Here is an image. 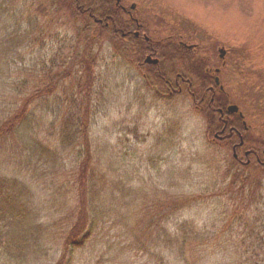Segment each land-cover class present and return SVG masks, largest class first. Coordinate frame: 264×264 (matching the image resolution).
I'll return each mask as SVG.
<instances>
[{
  "label": "trees",
  "instance_id": "16d2710c",
  "mask_svg": "<svg viewBox=\"0 0 264 264\" xmlns=\"http://www.w3.org/2000/svg\"><path fill=\"white\" fill-rule=\"evenodd\" d=\"M99 1L106 6L102 3L97 8V0H41L34 13L49 28L56 24H49L48 17L56 22L55 15L68 12L73 20L79 16L86 22L85 14L96 11L109 28L116 22V28L125 33L128 19L121 9L112 0ZM245 4L228 0L238 14L247 17L240 9ZM248 11L251 15L254 8ZM6 13H11L9 24L0 16V166L2 172L7 168L19 177L0 174V264L42 260L45 264H208L207 255L196 251L208 243L206 228L198 229L184 217L194 208L193 199L177 200L167 191L147 197L146 192L135 190L133 184L142 178L137 173L143 169L136 161L137 149H129L128 143L99 140L94 133L91 118L99 108L91 107L90 101L91 96L98 101L95 87L101 82L92 77L100 50L93 47L94 35L78 28L73 37L60 38L58 31L41 28L29 40L39 44L38 51L16 48L22 42L20 25L12 9H5ZM32 23L37 24L35 19ZM47 41L56 48H46ZM125 43L114 47L120 58L130 56L136 66L145 55L155 57L137 46L130 55ZM157 53L164 59L190 57L185 48H161ZM210 58L198 57L192 67L186 63L187 71L200 80L201 91L213 81L203 71ZM212 95L214 107L225 109L215 92ZM155 148L146 159L164 182L175 174L172 168L166 174L159 169L175 165L178 152L174 141H157ZM151 199L161 204H150ZM248 206H243V214ZM262 207L256 219L260 226L253 223L259 229H251L239 264H264ZM158 249L162 256L155 253ZM167 253L175 254V260L167 261Z\"/></svg>",
  "mask_w": 264,
  "mask_h": 264
},
{
  "label": "rangeland",
  "instance_id": "374dc122",
  "mask_svg": "<svg viewBox=\"0 0 264 264\" xmlns=\"http://www.w3.org/2000/svg\"><path fill=\"white\" fill-rule=\"evenodd\" d=\"M40 1L0 0V16L7 24L11 13L4 14L5 9H12L18 18L22 42L16 48L38 51L39 44L29 40L41 28L58 31L60 38L73 37L78 28L94 35L93 47L100 50L92 77L101 81L95 87L100 94L98 101L94 96L90 101L91 107L99 108L91 118L96 137L137 149L136 161L143 169L137 173L142 178L133 184L135 190L146 192L147 197L167 191L177 200L185 196L193 199L195 206L184 217L195 222L198 229L206 228L208 243L196 251L207 255L208 264H239L251 229H259L253 223L260 226L256 219L264 204V0H243L246 4L240 9L247 17L238 14L228 0H112L128 19L125 33L116 28V22L113 29L109 28L111 25L103 23L96 11L85 14L86 22L79 16L73 20L68 12L55 15L56 22L48 17L49 24H56L48 28L34 13ZM97 1V8L106 6L104 1ZM250 6L254 8L251 15ZM71 42L74 44V38ZM121 42H126L130 55L137 46L155 57L145 55L136 66L130 56L128 60L120 58L114 44ZM46 48L56 47L47 41ZM161 48H185L190 57L184 61L164 59L157 53ZM210 56L203 71L213 81L201 91L200 80L187 71L186 63L191 66L198 57ZM147 57L156 63H147ZM214 92L219 104L234 106L237 112L227 114L220 105L215 108ZM256 125L261 126L253 129ZM244 140L248 141L245 150ZM157 141H174L178 152L176 166L159 169L166 174L172 168L175 174L164 182L146 159L156 152ZM2 173L19 177L7 168L2 172L0 166ZM149 203L161 201L151 199ZM245 204L249 206L243 214ZM174 255L166 260L174 261Z\"/></svg>",
  "mask_w": 264,
  "mask_h": 264
},
{
  "label": "water",
  "instance_id": "95a60500",
  "mask_svg": "<svg viewBox=\"0 0 264 264\" xmlns=\"http://www.w3.org/2000/svg\"><path fill=\"white\" fill-rule=\"evenodd\" d=\"M219 53H220V57L222 58L223 50H222V49L219 50ZM146 62H147V63H152V64H155V63H156V61H155V60H151L150 57H147V58H146ZM215 81H216V83H217V82H218V79H215ZM235 112H237L236 107H234V106H230V107L227 108V113L231 114V113H235Z\"/></svg>",
  "mask_w": 264,
  "mask_h": 264
},
{
  "label": "flooded vegetation",
  "instance_id": "af4514ba",
  "mask_svg": "<svg viewBox=\"0 0 264 264\" xmlns=\"http://www.w3.org/2000/svg\"><path fill=\"white\" fill-rule=\"evenodd\" d=\"M136 38H138L139 36H135ZM225 113H227V108H226V110L224 111ZM228 114V113H227ZM216 137V136H215Z\"/></svg>",
  "mask_w": 264,
  "mask_h": 264
}]
</instances>
